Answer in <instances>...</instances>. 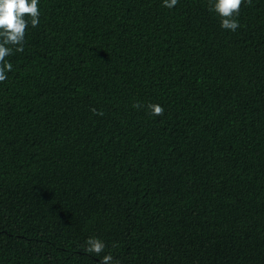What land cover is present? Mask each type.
I'll list each match as a JSON object with an SVG mask.
<instances>
[{"label":"trees","instance_id":"obj_1","mask_svg":"<svg viewBox=\"0 0 264 264\" xmlns=\"http://www.w3.org/2000/svg\"><path fill=\"white\" fill-rule=\"evenodd\" d=\"M39 8L0 83V264H264V0L235 32L208 0Z\"/></svg>","mask_w":264,"mask_h":264},{"label":"clouds","instance_id":"obj_2","mask_svg":"<svg viewBox=\"0 0 264 264\" xmlns=\"http://www.w3.org/2000/svg\"><path fill=\"white\" fill-rule=\"evenodd\" d=\"M252 0H208L209 11L220 19V27L224 30L235 32L240 24L237 17L241 7ZM178 0H162V7L171 9L175 7ZM39 0H0V83L7 80L6 73L13 70V65L7 58L14 52L24 51L25 36L29 24L35 28L40 23ZM135 109L143 107L139 102L132 105ZM149 115L161 116L164 109L159 104L149 103L147 105ZM92 113L102 116L103 112L91 109ZM84 251L99 256L105 250V243L97 237H89L85 241ZM117 245L113 244L112 247ZM99 264H119L114 261L111 254L103 255Z\"/></svg>","mask_w":264,"mask_h":264}]
</instances>
